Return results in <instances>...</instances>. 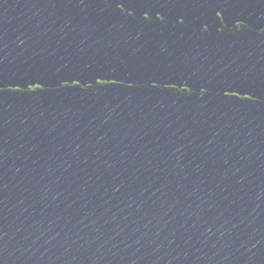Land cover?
<instances>
[{
	"label": "water",
	"instance_id": "1",
	"mask_svg": "<svg viewBox=\"0 0 264 264\" xmlns=\"http://www.w3.org/2000/svg\"><path fill=\"white\" fill-rule=\"evenodd\" d=\"M0 264H264V0H0Z\"/></svg>",
	"mask_w": 264,
	"mask_h": 264
},
{
	"label": "snow or ice",
	"instance_id": "2",
	"mask_svg": "<svg viewBox=\"0 0 264 264\" xmlns=\"http://www.w3.org/2000/svg\"><path fill=\"white\" fill-rule=\"evenodd\" d=\"M20 89L18 88L17 91H19Z\"/></svg>",
	"mask_w": 264,
	"mask_h": 264
}]
</instances>
